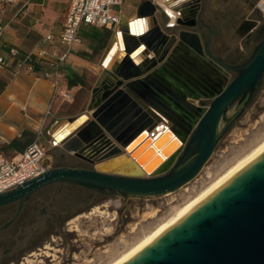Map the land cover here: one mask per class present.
I'll return each instance as SVG.
<instances>
[{
	"label": "water",
	"instance_id": "95a60500",
	"mask_svg": "<svg viewBox=\"0 0 264 264\" xmlns=\"http://www.w3.org/2000/svg\"><path fill=\"white\" fill-rule=\"evenodd\" d=\"M173 2H167L168 12L157 2L145 0L133 14L120 17L118 35H122L127 55L121 63L106 69V87L94 105L96 110L82 127L75 124L84 116L61 120L49 132L54 141L60 142L59 154L53 155L59 165L0 193V209L17 204L14 215L0 226V233L18 218L28 198L50 186H68L52 206L59 204L67 210L82 206L66 218L59 216L54 221L56 228L41 235L30 249L26 245L33 232L27 228L21 241L14 238L16 245L8 252L0 250V264L27 254L64 221L104 202L106 197L117 196L125 203L129 198L154 199L180 190L200 174L225 134L248 108L264 82V17L251 24L241 55L229 63L213 50L214 42L223 40L222 24L213 29L204 19L206 0H194L181 8L172 7ZM131 17L137 22L144 20L148 32L135 37L131 25L126 24ZM142 47L144 58L137 64L132 56ZM182 50L205 59L226 75L206 72V85L212 91L197 97L202 108H193L196 100L187 99L191 96L183 90L173 93L164 84H154L169 59ZM132 93L146 101L139 104L145 111L141 116H136L140 110L133 103ZM168 94L178 97L180 105ZM151 100L158 106L148 105ZM160 123L171 129L170 134L180 145L167 155L163 153L162 162L140 166L133 155L151 140L147 138L135 150L132 148ZM63 128L69 130V137L64 139V132L54 137ZM163 136L154 137L153 146ZM73 159L88 167L73 166ZM94 193L106 196L93 200ZM45 218L40 217L41 224ZM2 243L11 245L6 239ZM125 264H264V154Z\"/></svg>",
	"mask_w": 264,
	"mask_h": 264
},
{
	"label": "crops",
	"instance_id": "0c3cea01",
	"mask_svg": "<svg viewBox=\"0 0 264 264\" xmlns=\"http://www.w3.org/2000/svg\"><path fill=\"white\" fill-rule=\"evenodd\" d=\"M25 1L28 0L1 6L4 10L5 22L12 21L0 38V56L6 58L12 68L37 48L46 51L55 50L60 55L65 52L61 35L69 0L35 2L29 0L28 5L22 8ZM128 1L130 0H126L124 5ZM143 1L145 0H140L141 3ZM153 1L155 3L159 0ZM170 1H174L172 7L181 8L194 0ZM124 5L114 12L128 17L137 10L125 13ZM235 12H237L236 16L232 17ZM242 16L258 23V19L245 4V0H206L204 19L213 29L222 24L221 38L224 39L228 53L233 51L228 45L230 40L241 42L250 32L251 27L242 28L243 20L240 19ZM136 23L137 20L129 25L135 24L136 27ZM83 26L86 29L81 30L80 27L78 29L81 43L72 47L61 66L60 90L69 94L68 99H63L59 95L52 99V84L42 77L43 72L47 70L46 62L43 60L35 58L32 60L30 63L33 66L32 72L23 71L17 74H12L8 70L0 72V152L9 159H18L27 146L37 139L46 151L49 165L51 163H53L51 166L59 165L53 156L60 151L57 150V146H51V143L55 142L49 134L51 128L61 120L82 116L88 119L96 110L94 105L102 98L106 87L104 58L111 44L115 43L118 27L114 30H106ZM48 35L52 37V41L48 46H43L42 41ZM220 46L219 43H214L213 50H217ZM11 49L17 50L16 57L10 56ZM195 70L199 73L208 72L201 60L194 59L192 52L182 50L169 59L162 76H158L152 83L164 84L173 93L178 89L186 90L191 87L189 82L194 83ZM92 78L94 82L90 84L89 80ZM132 96L133 103L140 110L136 116H141L145 111L139 104H146V101L136 93H132ZM76 103H79L80 107L72 106ZM148 105L158 106V102L151 100L148 101ZM48 109L49 114H47ZM153 109L157 112L155 108ZM42 136L46 137L44 143L40 142ZM81 163L77 159L71 160L73 166L80 167Z\"/></svg>",
	"mask_w": 264,
	"mask_h": 264
},
{
	"label": "rangeland",
	"instance_id": "374dc122",
	"mask_svg": "<svg viewBox=\"0 0 264 264\" xmlns=\"http://www.w3.org/2000/svg\"><path fill=\"white\" fill-rule=\"evenodd\" d=\"M140 3V0L128 1L124 5V12L129 13L137 9ZM253 15L258 21L262 18L259 11H253ZM80 28L81 30L86 29L83 25ZM246 42V39L241 42L229 41L228 45L233 49L230 57L235 58V61L241 55ZM227 53L228 51H226ZM194 59L197 60L195 57ZM205 76L207 77V73L204 71L202 73L196 71L193 75V85L205 90L204 95L208 94L209 90L212 91L206 85ZM89 82L92 84L94 78ZM187 85L189 86V84ZM177 92L181 91L178 89ZM195 100L193 108H202L198 105L201 99L196 98ZM79 105L76 103L72 106L80 107ZM168 138V135L161 137L156 143V148L164 146ZM263 138L264 82L246 111L220 141L200 174L189 184L175 193L154 199L129 198L124 203L120 197H106L104 202L64 221L48 235L41 245L32 248L27 254L20 255L16 260L7 264H108L148 234L170 216L176 208L197 194ZM44 141H46V137L42 136L40 142L44 143ZM147 146L148 144L141 147L133 155L140 166L145 165L153 156L152 151L140 154ZM176 148L178 147L174 146L172 151ZM155 162L157 160L150 164H155ZM51 164L49 167H52Z\"/></svg>",
	"mask_w": 264,
	"mask_h": 264
},
{
	"label": "built area",
	"instance_id": "2783aa9c",
	"mask_svg": "<svg viewBox=\"0 0 264 264\" xmlns=\"http://www.w3.org/2000/svg\"><path fill=\"white\" fill-rule=\"evenodd\" d=\"M126 0H69L67 15L63 25V33L61 35V43L65 47L63 54H58L55 50L46 51L43 48H37L36 51L26 55L24 60L18 61L12 68L10 62L0 56V72L8 70L12 74L20 72H32L33 66L30 64L32 60L38 59L46 62L47 70L43 72L42 77L49 80L52 84V99L55 96H61L68 99L70 96L66 92L60 90V80L62 78L61 66L66 60L72 47L80 44L78 37V29L81 25L104 28L106 30H114L120 24V16L114 10H120ZM264 0H259L256 4V10L259 11L261 17H264ZM20 0H0V38L10 22L4 20L3 4H16ZM29 3L25 1L22 8ZM52 41L50 35L46 36L43 46H48ZM11 57H16L18 52L16 49L9 51ZM49 114V109L47 111ZM55 147V142L51 143ZM46 151L42 145L34 140L23 151L18 159H9L0 152V193L9 190L23 182L34 179L45 172L49 168Z\"/></svg>",
	"mask_w": 264,
	"mask_h": 264
},
{
	"label": "bare ground",
	"instance_id": "6f19581e",
	"mask_svg": "<svg viewBox=\"0 0 264 264\" xmlns=\"http://www.w3.org/2000/svg\"><path fill=\"white\" fill-rule=\"evenodd\" d=\"M168 1L169 0H159L157 4L161 6L163 9H166L168 11V6H169V4L167 3ZM134 21H136V17H131L130 19L126 21V24L132 23ZM134 25L131 24L130 30H131V33L135 37L142 36L146 34L149 30V27L144 20L137 22L136 27ZM121 36L122 35L120 34L117 36L115 43L113 42L111 44V48H109V51L104 58L105 62L103 66L106 69L112 68L116 63H121L127 55L126 49L124 48L123 39ZM138 47L139 46L133 49L130 53H132ZM144 52H145V48L144 47L140 48L132 56V59L135 60V62L138 64L140 61L143 60L144 54H145ZM212 68L214 69L215 72H211V70L210 71L208 70V73H210L211 75L213 76L219 75V76L226 77V75L222 73L219 69H217L214 65H212ZM87 122H88V119L86 116H84V119L78 121L75 125L77 127L78 126L82 127ZM65 129L66 128L57 130V132H55L54 134V137L64 132L63 133L65 137L64 139H66L69 137V135H67V131L69 130L72 131L74 127H71L67 131H64ZM170 131H171L170 128L166 127L163 123H160L157 129L154 130L152 134H147V135L142 136L141 139L132 148V150H135L143 140L150 138L151 140L150 143H148V146L140 154H143L145 151H152L153 156L146 162V164L154 160H157L156 163H158L159 161L162 162L163 160H165V157H163V153H166L167 155L169 152H172L174 146L179 147V142L175 140L174 135L170 134ZM162 134L168 135L169 138H168V141L164 144V146L157 149L156 145L153 146V140H154L153 138L154 137L157 138L158 136ZM58 141L59 140H55L56 146L60 143ZM149 147L151 149H147ZM161 151L163 152L161 153ZM262 154H264V138L257 145H255L250 151H248L242 157L237 159L233 164H231L228 168H226L220 175H218L211 182H209V184L206 185L203 189H201L197 194H195L193 197L188 199L184 204L176 208L170 216H168L166 219L160 222L148 234L143 236L141 239H139L136 243L131 245L124 252L119 254L114 260H112L108 264H125L126 262H128L130 259H132L134 256L139 254L146 247L151 245L156 239H158L167 230L172 228L174 225L180 222L183 218H185L188 214H190L193 210H195L198 206H200L204 201H206L210 196H212L215 192H217L224 185H226L233 177H235L238 173H240L242 170L248 167L252 162H254Z\"/></svg>",
	"mask_w": 264,
	"mask_h": 264
},
{
	"label": "flooded vegetation",
	"instance_id": "af4514ba",
	"mask_svg": "<svg viewBox=\"0 0 264 264\" xmlns=\"http://www.w3.org/2000/svg\"><path fill=\"white\" fill-rule=\"evenodd\" d=\"M259 0H245V4L247 7L253 11L256 10V4L258 3ZM237 12L232 14V17H235ZM240 19L243 20V26L242 28L245 27H252L251 24L256 23L253 22L252 20H247L246 17L242 16ZM223 39V38H222ZM217 43H219L221 46L215 50L214 52L224 58L229 63H234L235 58L230 57L232 55V52L227 53V48L225 47L224 39L222 41L216 40ZM214 42V43H216ZM234 55V52H233ZM199 60H201L206 68L210 71H212V65L206 61L205 59H201L199 57ZM215 72V71H214ZM191 87H188L185 93H187V96L190 95L192 99H196L197 97H200L201 95H204L205 90L198 88V86H195L189 82ZM169 99L176 103L177 106L180 105V102L178 101V97H174L168 94ZM187 97V99H189ZM187 104V103H186ZM191 106V104H188ZM183 108L186 109L185 106ZM80 167L87 168L88 164L85 162H82L80 164ZM68 186H62V185H57V186H50L45 188L43 191H40L30 198H28L25 202V207L23 208L21 214L18 216V218L7 228L6 232H1L0 233V250H2L4 253L8 252L13 246L16 245V241L14 238H17L19 241L22 240L23 238V233L27 228H30L33 232L32 237L30 241L27 243L26 248L30 249L33 245V243L43 234L48 233L52 228H56L55 226L57 225L54 223V221L58 220V217H63L66 218L69 215H71L73 212L76 211L79 207L82 206H77L75 209H70L67 210L64 207H61L59 204L56 206H52L53 201L59 202L61 197H62V192L66 189ZM101 196H106L101 193H94L92 198L93 200H97ZM17 210V204H11L9 206H6L2 209H0V226L4 225L16 212ZM38 217V219H36ZM40 217H46L44 224H41ZM37 224L36 228H33V226ZM2 239H6L9 242H11V245L7 246L2 243ZM5 257V256H4ZM12 259V257H9ZM9 260V259H7Z\"/></svg>",
	"mask_w": 264,
	"mask_h": 264
}]
</instances>
